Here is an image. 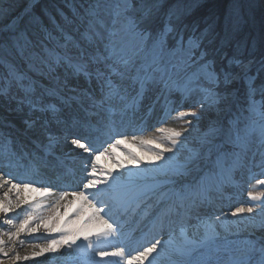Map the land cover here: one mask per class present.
<instances>
[{"label": "snow or ice", "instance_id": "snow-or-ice-1", "mask_svg": "<svg viewBox=\"0 0 264 264\" xmlns=\"http://www.w3.org/2000/svg\"><path fill=\"white\" fill-rule=\"evenodd\" d=\"M81 7L83 8L81 19L86 25L82 39L89 46L97 45V49L91 51L74 42L72 47L76 51L66 52L63 56L57 57L56 63L66 64L71 76L83 78L90 88L94 82L96 88L89 90L70 87L65 80L59 91H49L47 95L55 96L57 102L64 107L71 108L74 103L77 110L83 112V116L61 119V108L57 103L45 101L42 96H35L32 84L25 83L27 78L22 73L10 75L24 94L18 108L26 105L30 115L47 114V118L38 129L36 125L39 117L37 120H25L29 129H34L47 137L46 144L35 145L36 150L51 152L58 143L59 138L52 135L47 128L51 121H55L59 125L64 141L74 149L80 150L79 155L89 161L91 171L87 175L91 178L82 182L81 190L59 194L55 201L56 205L69 195L80 202L75 218L67 220L61 227L58 211L48 217L39 215L36 210L40 207V201L30 202L27 197L21 195L24 191H35L52 196L51 184L39 182L40 187H33L37 182L27 177L13 183L11 179H5V175L13 176V173L0 172V188L7 187L0 198V213L4 214V219L0 220V229H4L5 225L14 229L0 232V256L8 258L11 264H16L17 261H27L45 253L55 254L65 246L79 247L77 242L83 240L87 264H110V258H115L114 264H121V261L123 264H144V261L155 264L161 255L168 256L169 264H191L193 256L207 245L214 234L206 232L203 239L196 241L188 239L182 228L180 233L184 237L182 243L166 249L161 240L156 239L149 246H143L142 250L138 249L134 256L122 243H114L120 232V225L110 215L111 208L103 199L106 189L100 186L106 185L110 188L112 185L109 178L115 181L117 177L108 171L105 179L97 178V163L101 157H112L121 168L127 165L138 168L147 154L137 155L129 152L126 159H121L119 155L114 154L117 146L126 143V140L115 139L105 148L104 143L107 141L101 137L106 135L111 140L112 117L117 111L126 114L129 110L137 109L145 92L161 83L171 90L172 86L177 84L173 77L183 74L182 87L176 90L186 99L198 94L199 98L191 107H199L201 111L212 110L218 116L223 114L229 117L226 121L223 119L213 121L204 134L202 144L208 146L207 154L209 156L212 154L216 148L214 141L220 139L240 150L234 163L237 170L251 163L261 170V175H264V80L259 84L256 82L259 74L264 72V58L259 61L255 75L250 74L253 61L245 62L239 54L229 59L227 66H218L215 60L218 49L208 46L212 43L208 30L199 35H188L186 38L178 24L172 22L173 18L179 19L175 13H170L169 22L162 30L153 32L146 24L159 9V0H151L150 3L148 0H87ZM240 20L241 18L237 16L234 23L239 24ZM104 40H107L104 44V54H100L98 44ZM234 67L238 71L234 70ZM240 82L243 91L237 86ZM0 95L7 97V89H0ZM257 96L260 97L259 100ZM151 111L149 109L150 113ZM185 117L199 119L196 111L185 112L179 108L166 107L158 120L164 123L169 118L181 119L191 126L192 120H185ZM0 126H3V121H0ZM158 131H168L167 139L176 146L186 129L178 131L159 128ZM142 143L152 144L156 149H160L159 152L148 156L149 163L166 159L164 154L173 151V147L157 142L156 139H145ZM10 145L11 141L0 132V152H3L9 167L23 155L32 154L23 151L26 145H20V152L14 151ZM200 159V154L193 152L188 157L187 165L195 166ZM219 162L218 156L217 164ZM87 167L85 165V170ZM176 174L184 173L178 170ZM256 183L264 185V179H258ZM13 192L14 199L10 196ZM249 196L253 201H260L259 206L264 211V194L249 193ZM97 204L100 206L97 207ZM22 205L26 207L22 208ZM16 209L21 211L16 212L15 217L10 216L9 214ZM253 211V207H237L231 214L243 217L245 213L251 214ZM159 226L162 228L163 223L161 222ZM41 227L46 233H59V238L49 236L45 238L47 242L43 245L33 244L34 250L30 255L21 256L14 251L13 243L21 233L27 232L31 236ZM5 236L7 240L4 239ZM97 256L100 258L98 261L95 259ZM247 260L248 264H264V241L250 242ZM0 264H3V260H0Z\"/></svg>", "mask_w": 264, "mask_h": 264}, {"label": "rangeland", "instance_id": "rangeland-1", "mask_svg": "<svg viewBox=\"0 0 264 264\" xmlns=\"http://www.w3.org/2000/svg\"><path fill=\"white\" fill-rule=\"evenodd\" d=\"M40 1L41 0H0V89H7L8 91L7 97L0 95V109L7 116L9 121L16 122L21 127H24L25 120L37 119V117H39V119H46L47 114L36 113L30 115L26 105L18 108L19 101L23 99L24 94L23 91L17 87L10 73H22L27 78L25 83L32 84L35 96H42L45 101L57 103V106L61 108V119H68V116L63 113L62 106L57 102L56 97L47 95L49 91H59L65 80H67V84L70 87L89 90L96 88L94 82L90 88L88 82L83 78L71 76L70 69L67 68L66 64L56 63L57 57L63 56L66 52L76 51V49L72 47L73 43L70 40H68V44L64 45L60 50L63 52H52L47 48L49 37L47 27L39 23L37 18L34 20V17H30L31 19L29 18L22 22V18L27 15V13H35L38 6L37 4H39ZM23 2L25 5L20 11H17V7ZM136 15H139V13H136ZM158 15H160L159 9L146 24V26L153 32L162 30L166 24H159ZM4 17H9L10 20L4 22ZM19 21H21V23ZM7 31H10L9 33L12 34H18L13 38L8 39L4 36ZM63 35L64 33L62 32L61 36ZM190 35L193 34L190 33ZM80 40V42L84 43V46L86 45V48H89V50L95 51L97 49V45L89 46L82 38H80ZM105 43H107V40L99 42L98 44L100 54H104ZM256 59L251 61L255 63ZM22 62L23 65L27 64V68L22 65ZM219 64L217 65L220 66ZM49 65L51 66L50 68ZM234 70L238 71L235 67ZM173 79L177 81V84L173 85L171 90L161 83L146 91L138 108L135 109V114L138 115L144 110H149L151 108L152 114L159 116L160 112H163L166 107H171L173 109L179 108V110L185 112L196 111L199 119L185 117V120H192L191 126L185 123L184 120L175 119L173 121L174 125L171 127L168 126L167 122H164L158 124L153 129H150V127L142 128L137 133L128 135L129 137L134 135L138 137L141 136L142 141L145 139H156L157 142H163L165 145L173 147V151L171 153H165L164 155L166 159H163L162 162L155 167L148 166L146 163H142L138 168L136 167L138 170V178L130 179L129 184H126L125 182V184L121 186L123 189L120 194L125 200L124 204L127 207L132 205V210H134V213H137L138 210H144V208L141 207L143 203L142 201L149 196L156 195V192L161 191L160 195L157 197L156 203L164 205L172 197L174 192L177 191L176 194L185 196V193L189 190L193 195V199H196L197 197L198 200L201 201L200 203L203 206V212L201 211L196 218L190 220L186 225L193 230V233L190 231L191 234L187 235V238L199 241L205 237L206 232L214 234L207 245L200 248L194 255L199 264H229L231 261L235 264H239V260L242 258L244 259L241 263L248 264L247 255L250 242L262 241L256 237V233H260L262 235L261 237L264 236V211H262L259 206L260 201L251 200L249 193L252 195L264 194V185L256 183V180L264 179V175H261V170L254 167L251 163L246 167L237 170L234 167V163L237 158L236 154L239 153L240 150L232 144L224 143L220 139L214 141L216 148H214L212 154L210 156L207 154L208 146L202 144L204 134L208 131V128L213 121L218 119L226 121L229 117L223 114L218 116L217 113L212 110L206 109L201 111L199 107H191V105L199 98L198 94H193L186 99L176 90V88L182 87L184 79L183 74L174 76ZM237 86L241 87V90L243 91L242 82ZM256 98L259 100L258 96ZM148 104L150 105L149 109H146L145 107ZM72 109L81 116L82 112L77 110L74 103ZM173 116H175V113H173ZM47 127L51 134H61L59 131V125H57L55 121H51ZM159 128H164L166 130L175 129L178 131L186 129V131H184V135L180 138L178 144L173 146L171 141L167 139L168 131L160 132L158 131ZM0 132L3 133L8 141H11L10 146L14 151H21L19 140H22L24 143L23 145L27 146L23 151L26 153H32L31 156L36 154V142H33L34 137L22 136L18 132H14L11 127L8 125L5 126L4 124L3 126H0ZM15 135H17V137ZM121 136L125 137V135L121 134L120 136L113 135L111 140L107 137L104 139L107 141L104 143V147H106L108 143L114 142L118 137L121 138ZM17 142L19 146H15ZM142 146L143 144H140L139 147L134 145L129 152L137 155H144L145 153L150 155L151 153L153 154L154 152L160 151L157 149L147 151L143 149ZM253 148H255V145H253ZM39 152L45 153L42 149L39 150ZM193 152L199 153L201 159L195 166L187 165L188 157ZM45 155L49 157L50 160L55 159L56 161H61L62 164H70V167H73L74 164L86 165L82 164L81 161L70 162L68 160H58V158L51 156L50 154ZM218 156L220 160L219 164H217ZM249 158H251V153H249ZM34 160L36 161L35 158ZM0 162L1 165H3V167H0V172L5 174L8 172L13 173V176L5 175V179H11L13 183H18L20 182V179L26 177L28 179L31 178L27 175L21 177V174L18 173L19 171L17 167L12 169L8 168V162L6 159L5 161ZM26 163L28 162H25V164ZM31 164L32 166L38 167L37 169L39 170L42 169L41 165L38 163ZM70 167L68 166V168ZM75 169L81 170V167H76ZM178 170H182L184 174L177 175L176 172ZM71 175L72 180L76 178L78 179L76 180L78 185L83 182L81 176H77V173L74 172ZM163 178H166V180L161 181ZM178 179L182 180V183L180 182L181 184L179 185L175 184V181ZM135 181L138 182V184H135ZM36 184L39 185V182ZM51 188L60 191L67 187L64 185H52ZM138 190H141L140 194L127 200L134 193L138 192ZM210 192H212L211 198L209 196ZM156 203H154V205ZM154 205L152 208H148L144 211L145 214L141 221H143L144 217L148 218L151 216ZM97 207H99V205ZM237 207H253L254 211L251 214L245 213L243 217L233 216L231 213L235 211ZM20 211L21 210L17 212ZM36 212L39 215L42 213L44 214V217H48L45 215L47 212L53 215L57 212V209L55 208V204L40 203V207ZM75 213L76 212L70 216L64 217L65 222L69 219H74ZM114 214V220L120 225V231L134 216V214L129 216L128 212L125 214L114 212ZM14 215H16V213ZM205 215L214 219L213 222L208 221V223H205L202 219ZM21 218H23L22 214ZM1 219L3 218H0V220ZM63 219L60 215V224L63 222ZM60 226L63 227V224ZM177 226L180 225L175 224L169 232H176L175 229ZM2 231L3 230L0 229V232ZM42 233L46 232L43 230ZM133 233L135 234L136 232L133 231L132 234ZM27 234V232H24L21 238H27ZM49 236L52 238H59V236H55L54 234L53 236L50 234H38L27 241H23L22 239L23 242L20 237L16 238L18 240L20 238L19 241H21V246L23 245L22 247H20V244L17 245L16 243H11L16 245L15 252H18L24 248V245L28 246L35 243L42 245L46 243L47 240L45 238ZM183 239L184 238H182L181 241H183ZM77 244L79 247L76 245H73L71 248L65 246L67 248V253L72 255L75 254L78 257L76 260L77 264H87L85 256L82 257L75 252V249H78L83 245L82 241H78ZM97 259H99L98 256Z\"/></svg>", "mask_w": 264, "mask_h": 264}, {"label": "bare ground", "instance_id": "bare-ground-1", "mask_svg": "<svg viewBox=\"0 0 264 264\" xmlns=\"http://www.w3.org/2000/svg\"><path fill=\"white\" fill-rule=\"evenodd\" d=\"M19 22L21 23V21ZM149 106L150 105L148 104L145 108L149 109ZM62 109H63L62 110L63 113L66 116H68V119L71 118L72 116H80V114L75 112L72 109V107L68 108V107L62 106ZM162 113L163 112H160V115H162ZM83 115L84 114L82 112L81 116ZM159 116L153 115L152 111L150 113L149 110H144L142 113H139L138 115L135 114V110H129L126 114H122L119 111H117L112 117V120H113V123L111 125L112 136L113 135L120 136V134L125 135V137L121 136V138L118 137L117 139H125L126 143L118 145L116 148V153L114 155H119L121 159H126L127 154L129 153V151L132 150V147H134V145H136V147H139L140 144H143L142 148L147 151L156 149L155 145L142 143L141 136L138 137L134 135L132 137H129L128 135L135 134L142 128L150 127V129H153L155 126L160 124L158 120ZM29 120H37V119H29ZM44 120H45L44 118L37 120V125H36L37 129L39 128L41 124H43ZM174 120H175L174 118H169L166 121L168 126L170 127L173 126ZM0 121H3V124L5 126L8 125L9 127L13 129L14 132H18L22 136L34 137L33 142H36L35 144L37 143L46 144L47 143L46 136L39 134L34 129H29L26 124H24V127H21L16 122L9 121L7 116L3 113L1 109H0ZM81 134L87 135V133L85 132H81ZM52 135L57 136L59 139H58V143L55 144L51 152H47L42 149L45 152V153H42V152H39V150H36L35 155H32V156L23 155L11 167L8 166V168L12 169V168L17 167L19 171L18 173L21 174V177L23 175H27L31 177L29 179L36 181V182H44L45 184H52L53 186H56V185L66 186L67 188H65L64 190H60V191L51 188V191L53 193L52 196H45L44 194L40 192H35V191H24L21 193V195L23 197H27L30 202L39 200L40 203L42 204H55V208L60 213L61 218L63 219L64 217L70 216L74 212H76V210L80 207V202L76 201L74 197H72L71 195L66 197L63 201H60L59 205H56L55 201L58 199L59 194L61 192L72 193L74 191L81 190L82 183L78 185V183H76V180L78 179L76 178L72 180L71 174L74 172L77 173V176H81V180L83 181H85L86 179H90L91 177L88 176L87 173L91 171V165L87 159H84L82 158L81 155H79L80 150L74 149L69 143L64 141L62 134L54 133ZM15 136L17 137V135ZM107 137L108 136L105 135V136H102L101 138L104 140ZM19 142L20 144H24L22 140H19ZM15 146H19L18 142L15 144ZM107 147H108V144L105 148ZM157 150H160V149H157ZM45 154H50L51 156H55L56 158H58V160H68L70 162L81 161L82 164H86L88 166L87 170H85V165L74 164L73 167H70L71 166L70 164L69 165L65 163L62 164L61 161H56L55 159L50 160L49 157H47ZM84 155H87V154H84ZM151 155L152 153L150 155L145 156V160L142 163H146L148 166L155 167L162 162L163 159L156 163H149L148 156H151ZM32 157H34L36 161ZM0 161H5L3 152L0 153ZM25 162H28V163L25 164ZM31 163H38L39 165H41L42 169L40 170L37 169L38 167L32 166ZM68 166L70 168H68ZM0 167H3V165H1V162H0ZM76 167L78 168L81 167V170L75 169ZM97 169H98L97 178L101 180L105 179L106 173L108 171H111L113 176L117 177L115 181H112L111 178H109V182L112 185L110 188H108L106 185L100 186L101 188L106 189L103 199L106 200L107 205H110L109 206L111 208L110 215L113 217V219L115 216L114 212L124 213V214L128 212L129 216L134 214L132 219L128 223H126V226L122 228V230L118 233L117 238L114 241V243H122L123 245H125L127 250L130 251L131 255L133 256L136 255L138 249L142 250L143 246H149L150 243L154 242L156 239L161 240L162 245H164L166 249L172 245H178L182 243L181 239L184 237L181 236L180 234L181 229L182 228L184 229L185 236L191 234L193 230L187 227L186 225L189 223L190 220H192L193 218H196L197 215L201 213V211L203 212V207L201 206L202 204L200 203L201 201H199L197 197L196 199H193V195L192 193H190L191 191L188 190L185 193V196H181V194L180 195L176 194L177 191L174 192L172 197L164 205L156 203L157 197L160 195L161 191L156 192V195L149 196L142 201L143 203L141 207H143L144 210H138L137 213H134V210H132L131 208L132 205L128 207L125 206L124 204L125 200L123 196L120 194V192L123 189L121 186L125 184V182L126 184H129L130 179L138 178V175H137L138 170L136 169V166L127 165L124 168H121L119 165L116 164V161L112 157H107V158L101 157L100 161L97 163ZM32 174H36V175H32ZM165 180L166 178H163V180L161 181H165ZM136 181H135V184H138V182ZM180 182L182 183V180L178 179L177 181H175V184L179 185L181 184ZM40 186H41L40 183L39 185L36 183L33 184V187H40ZM6 190H7V187L0 188V198L3 197V192ZM88 191H92V190H88ZM140 193H141V190H138V192L134 193L127 200L132 199V197ZM10 196L11 198L14 199L15 192L11 193ZM209 196L210 198L212 197V192H210ZM89 199H91V197H89ZM70 200L72 201V203L69 204L68 202ZM154 203L156 204L154 205ZM65 205L67 206L65 207ZM98 205L99 204H97V206ZM153 205H154V208H153V211L151 212V216L148 218L144 217L143 221H141L142 217L145 214L144 211L148 208H152ZM21 207L24 208L26 206L22 205ZM19 210L21 209H16L13 213H10L9 215L12 217H15L14 214ZM40 215L43 216L44 214L40 213ZM45 215L50 216L51 214L47 212V214ZM207 217L208 216L205 215L202 218L203 221H205V223H208V221L213 222L214 219H211L209 217L207 218ZM0 218L4 219L3 213H0ZM64 222H65V218L63 219V222L60 225L64 224ZM161 222L163 223L162 228L159 226ZM175 224L180 225L176 227L175 229L176 232H173V233L169 232L172 230V227L175 226ZM9 229L10 227L8 225H5L4 229L2 230L4 231V230H9ZM10 230L14 231V229H10ZM43 230H44L43 227H41V229H39L38 232L33 233L31 236L27 234V238H21L23 233H21L19 237L21 238V241L22 239L23 241L25 240L27 241L30 238L35 237L38 234L40 235L49 234V233H42ZM133 231L136 233L132 234ZM53 234L55 236H59V233H52L50 235L53 236ZM256 235L258 239L262 241L264 240V236L261 237L262 235L260 233H256ZM4 239L7 240V237L5 236ZM19 240L16 239L14 243H16L17 245L20 244V247H22L23 245L21 246V241ZM80 241H82L83 245L80 248L75 249V252L78 253V254L76 253L77 255H80L83 257L85 256L84 255V243L85 242L83 240H80ZM13 248H14V251H16L15 244H13ZM33 250L34 249L32 245H28V246L24 245V248H22L17 253H19L21 256H25V255H30ZM35 250H38V249H35ZM108 250L110 251L111 249L109 248ZM11 254L12 253H10V255ZM77 258L78 257L75 254L72 255V254L67 253V248L64 247L58 250L55 254L45 253V255L43 256L35 257L27 261L25 260L17 261L16 264H55V263L77 264L76 263ZM0 259L2 260L4 259L3 264H11V261L8 258L0 256ZM95 259L98 261L100 258L97 259V257H95ZM114 259L115 258H110V264H114ZM168 259L169 258L167 255H161L160 257L157 258L155 264H169ZM243 259L244 258L239 260V264H242L241 262ZM121 264H123V261H121ZM144 264H148V262L144 261ZM191 264H199L198 260L194 256L192 258ZM229 264H235V263L231 261Z\"/></svg>", "mask_w": 264, "mask_h": 264}, {"label": "trees", "instance_id": "trees-1", "mask_svg": "<svg viewBox=\"0 0 264 264\" xmlns=\"http://www.w3.org/2000/svg\"><path fill=\"white\" fill-rule=\"evenodd\" d=\"M86 3L87 0H41L35 13H27L22 22L34 17V20L37 18L39 23L45 25L49 32L47 48L52 52H63L60 50L68 44V40L87 47L80 42L86 27L81 19V5ZM24 5V2L19 4L17 11ZM170 13L179 17L178 20L173 18L172 22L178 24L185 37L190 33L199 35L208 30L209 39L212 41L208 46L218 49L215 60L220 66H227L228 60L237 54L244 61L258 57L250 73L256 74L259 61L264 58V0H159L160 25L169 22ZM237 16L241 18L239 24L234 23ZM3 20L7 22L10 18L4 17ZM9 32L4 34L8 39L18 34ZM23 66L27 68V64ZM262 80L264 72L259 74L257 84ZM258 98L260 99L259 96Z\"/></svg>", "mask_w": 264, "mask_h": 264}]
</instances>
